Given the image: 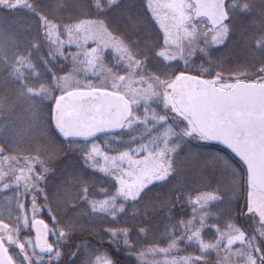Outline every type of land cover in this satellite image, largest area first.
I'll return each mask as SVG.
<instances>
[{
  "label": "trees",
  "instance_id": "1",
  "mask_svg": "<svg viewBox=\"0 0 264 264\" xmlns=\"http://www.w3.org/2000/svg\"><path fill=\"white\" fill-rule=\"evenodd\" d=\"M148 1L119 0L110 4L109 0H95L90 7L82 0H25L19 7L0 2V221L23 231L31 216L21 208H28L33 199L56 213L62 235L55 244L53 240L52 252H37L40 264H95L102 257L112 264H191L195 255L211 251L213 240L235 238L244 232L240 211L247 180L244 166L226 149L210 142L191 141L177 130L168 140L163 139L162 132L168 125L166 111L161 97L149 96L150 91L151 95L158 92L160 80L178 72L206 78L213 67L197 69L198 62L218 55L226 63L230 54L223 53L225 46L212 45L214 48L207 50L210 47L204 36L192 59L185 58L189 64L179 65L176 57L167 60L161 55L164 43L155 30L154 12ZM234 1L239 5L240 18L247 16V11L254 17L264 14V0ZM96 20L103 25L106 22L107 27L115 21H129L134 25L130 33L148 44L153 40L151 33H155L153 45L158 51L146 44L144 52H133L132 56L144 65L134 73L128 72L129 65L111 55L112 51L104 54L102 71L97 66L85 71L87 63H82L79 75L83 85L79 89H107L125 95L132 103L130 124L127 122L119 131L98 133L94 139L63 138L52 120L54 101L66 92L58 91L56 80L69 71L76 48L66 44L59 49V45L68 42L69 31ZM251 21V31L264 38L259 18L258 22ZM50 26L56 28L60 39L51 37ZM113 31L114 39L131 45L126 36ZM217 66L221 68L222 62ZM119 77L141 78L136 83L140 90L135 92L126 83L119 84L115 81ZM32 89L40 93L32 96ZM20 130L34 137L30 147L23 143L25 133L22 137L16 135ZM101 138H107L101 144L103 152L108 153L151 140L156 147L168 142L172 148L171 175L147 186L137 199L119 201L116 206L121 210H94L93 203L113 197L118 191L115 181L97 169L99 165L92 170L83 159L88 146ZM59 173H67V177L59 179ZM59 184L70 188L69 194L58 196L59 192L54 191L60 190ZM200 238L208 240L201 243L204 239ZM166 249L169 253L163 254Z\"/></svg>",
  "mask_w": 264,
  "mask_h": 264
},
{
  "label": "rangeland",
  "instance_id": "2",
  "mask_svg": "<svg viewBox=\"0 0 264 264\" xmlns=\"http://www.w3.org/2000/svg\"><path fill=\"white\" fill-rule=\"evenodd\" d=\"M0 2L9 7H19L25 4V0H0ZM148 2L154 12L155 30L158 35H162V42L164 43L160 46L163 48L161 49V55H164L167 60L176 57V59H180L178 61L179 65L189 64L186 63L185 58L189 57L190 60L192 59L196 47L199 46L198 41L205 36L204 39L208 41L206 43L210 47L207 50L213 49L214 47L220 48L221 46H225L224 52H222L224 54H230L229 62H227V60L226 63H224V60H221L218 55H211L210 60L198 62L197 69H203L204 66L207 68L213 67L214 71L205 78L207 82L221 89H230L239 81L264 83V47L262 48L261 46L262 43H264V38L256 37V34L251 31V27L254 24L251 20H256L258 22V18L260 20L259 22H261L259 23L260 27L264 30V20H262L264 14L262 15L263 17L258 16V14L254 17L251 12L247 11V16L241 15L240 18L238 3L234 0H230L227 7L232 17L229 13V17L223 24L218 27H212L207 19L198 18L196 16L195 6L190 0H149ZM246 17H248V19ZM110 27L96 20L81 24L76 27L74 31L68 32V42L65 41L66 43L60 44L59 49H61V47L63 48L66 44H70L74 49L76 48V53L72 58L69 71L63 76H57L58 79L56 82H58V91L79 89V87L83 85L79 75L82 63H87L85 64V71L92 70L94 66L99 67V70L102 71L105 64L104 54L110 53L111 51V55L116 56L119 61L122 60L129 65V67H127L130 69L128 72L134 73V69H138L141 66L144 67L140 60L132 56V53L136 51L144 52L145 48H147L146 44L148 43L144 40L137 41L136 38L139 35L130 33L134 28L133 23L128 21L127 24H119V22L115 21ZM117 30L129 39V44L131 45L128 46L121 41L118 42V40L112 37V31L118 32ZM207 30L209 32H207ZM217 33H223L222 39H214ZM262 33L264 34V31ZM151 35L153 40H151V44H148L149 49L157 52V47L155 44L153 45L156 34L151 33ZM252 36H254V39ZM51 37L53 39L57 37L60 39L56 28H54V32L51 33ZM142 42H145V44H142ZM212 45H214V47H211ZM222 52H220L221 57L223 56ZM234 54L237 56L235 57ZM82 58L84 59L80 62ZM220 61L223 66L221 68L218 66L214 67V65L220 64ZM259 61H261L260 64L257 63ZM181 74L182 73L178 72L167 80H160L158 92H153L154 95H151L152 92L150 91V97H161L162 105L166 111L168 125L167 128L163 130L162 137L168 140L172 133L177 130L191 141L209 143V141L198 132L190 118L181 113L176 106L175 94L179 84L178 79ZM194 75L197 74L194 73ZM105 76H103V78ZM109 78L111 79V76ZM140 79L141 78L133 80L119 77L115 81L121 85H125L124 83H126L127 86L133 87L136 92L140 90L139 87H136V83H138ZM3 86V89H6V84L3 83ZM150 89L153 91L152 88ZM0 92L2 93L1 88ZM30 92L32 96L40 93V91L35 93V89L30 90ZM2 95L3 94H0V97H2ZM22 96V94H19L18 97ZM58 97H56V99ZM132 118H136V116ZM128 123L130 124L129 121ZM16 135L18 137L24 135L22 140L25 141L23 143L28 147H30L29 144L35 142L34 137L29 131L20 130ZM15 137L13 136L11 138L13 142ZM96 137H98L97 134L94 135L93 139ZM103 140L106 141L107 138L94 140L90 146H88V150L83 159L87 162L89 167L93 168L92 170L96 167L95 165H99L97 169L104 174L107 173V179L115 181L118 191L113 197L104 198L93 203L92 208L94 210L103 212L113 211L112 209L121 210V206H116L119 201L137 199L147 189V186L154 182L167 179L171 175H169V173L171 172L172 148L169 146L168 142L165 143L164 146H159L158 144L156 147L155 142L151 140L123 150L122 152L110 151V153H108L103 152V148H105L104 145L101 144ZM106 145L109 147V144L106 143ZM28 151L31 152L32 149ZM28 151L26 150V152ZM64 177H67V173H59V179H63ZM238 180H240V178H238ZM245 183L246 191L244 193L243 206L240 208L244 232L238 237L225 239H227V247L229 244L241 243L242 249L240 252L249 256L246 259L250 264L256 262L258 264H264V193L256 189H249L247 180ZM59 187V191H54L59 192L58 196L69 194L70 188L65 189L60 184ZM21 209L24 213H30L31 216L30 220L25 221L24 230L19 231L17 228H13L0 221V237L16 264H40L41 255L37 252H43L44 250L52 252L54 250L53 240L55 244L59 240L58 237L62 235L60 226L56 220L57 215L49 207L45 209L37 205L34 199L31 200V204L28 208L22 205ZM36 219H41L47 227L48 238L46 246H41L37 242L36 232L33 227ZM200 239H204L200 241L201 243L208 240L205 238ZM216 243L218 244V242ZM211 248L213 247L211 246ZM216 250L218 249L216 248ZM216 250H214V252L217 253L218 251ZM167 252L169 253V250L166 249L163 251V254ZM101 259L106 258L102 257ZM95 262V264H97V261Z\"/></svg>",
  "mask_w": 264,
  "mask_h": 264
},
{
  "label": "water",
  "instance_id": "3",
  "mask_svg": "<svg viewBox=\"0 0 264 264\" xmlns=\"http://www.w3.org/2000/svg\"><path fill=\"white\" fill-rule=\"evenodd\" d=\"M197 17L212 27L227 19L229 0H190ZM176 89L178 110L189 117L207 140L228 149L244 164L248 185L264 192V83L239 81L221 89L204 79L182 74ZM131 103L122 94L104 89H72L59 96L52 120L64 138L89 137L124 128ZM37 242L44 246L48 231L41 219L33 224ZM0 264H16L0 237Z\"/></svg>",
  "mask_w": 264,
  "mask_h": 264
},
{
  "label": "flooded vegetation",
  "instance_id": "4",
  "mask_svg": "<svg viewBox=\"0 0 264 264\" xmlns=\"http://www.w3.org/2000/svg\"><path fill=\"white\" fill-rule=\"evenodd\" d=\"M212 247H209V250L213 251L195 255L191 264H250L246 259L249 256L240 252L242 249L240 243L229 244L227 247V239H219L213 240ZM214 250L218 252L216 253Z\"/></svg>",
  "mask_w": 264,
  "mask_h": 264
},
{
  "label": "snow or ice",
  "instance_id": "5",
  "mask_svg": "<svg viewBox=\"0 0 264 264\" xmlns=\"http://www.w3.org/2000/svg\"><path fill=\"white\" fill-rule=\"evenodd\" d=\"M49 31H50V33L54 32V26H50ZM222 37H223V33H217V35L214 37V39L219 40V39H222ZM5 187H7V185H5ZM97 264H111V262L107 259L98 258Z\"/></svg>",
  "mask_w": 264,
  "mask_h": 264
},
{
  "label": "clouds",
  "instance_id": "6",
  "mask_svg": "<svg viewBox=\"0 0 264 264\" xmlns=\"http://www.w3.org/2000/svg\"><path fill=\"white\" fill-rule=\"evenodd\" d=\"M95 0H91V3L89 2V0H82V4L85 5V6H92V4H94ZM109 3L110 4H116V3H119V0H109ZM105 23V26H106V22ZM114 264V262H113Z\"/></svg>",
  "mask_w": 264,
  "mask_h": 264
}]
</instances>
